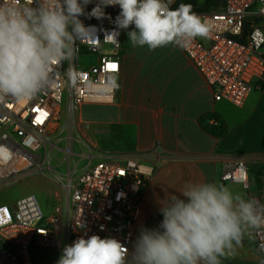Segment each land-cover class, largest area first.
<instances>
[{"label":"built area","instance_id":"built-area-1","mask_svg":"<svg viewBox=\"0 0 264 264\" xmlns=\"http://www.w3.org/2000/svg\"><path fill=\"white\" fill-rule=\"evenodd\" d=\"M96 2L86 7V13ZM261 9L264 0H222L219 8L196 11L207 21L211 35L180 49L211 86L214 100L240 105L254 87L264 86V27L254 20L264 15ZM104 11L101 19L80 17L87 32L76 43L71 65L63 62L56 67L53 87L27 103L0 100V187L32 176L56 186L46 209L35 193L0 204V264H44L46 260L57 264L63 247L81 236L116 238L127 248L132 239L145 185L161 163L160 142L149 148V161L134 152H114L75 169L69 168V138H75L66 136L60 146L61 135L50 133L56 125L60 133L61 125L65 127L63 112L72 115L78 127L81 105L115 100L120 70L115 18L120 8L107 6ZM90 56L92 62L80 63L81 57ZM69 70L77 75L74 86L67 80ZM79 135L89 155L96 153V146ZM61 160L62 172L56 166ZM220 179L248 189L245 159L227 162ZM250 198L262 204L257 197ZM80 221L83 228L76 227ZM252 231L255 249L264 254V227Z\"/></svg>","mask_w":264,"mask_h":264},{"label":"clouds","instance_id":"clouds-1","mask_svg":"<svg viewBox=\"0 0 264 264\" xmlns=\"http://www.w3.org/2000/svg\"><path fill=\"white\" fill-rule=\"evenodd\" d=\"M91 3L0 0V100L27 103L53 87L56 67L71 65L76 43L87 32L80 17L104 18L107 6H119L116 28H131V44L149 51L169 45L186 49L195 39L211 35L191 4L173 9L174 0H97L86 13ZM66 75L74 86L76 73ZM160 212L159 226L141 228L131 252L116 238L93 234L65 245L57 264H221L245 234L264 227V205L215 182L186 183L179 194L167 196ZM76 227L83 228V222Z\"/></svg>","mask_w":264,"mask_h":264},{"label":"crops","instance_id":"crops-1","mask_svg":"<svg viewBox=\"0 0 264 264\" xmlns=\"http://www.w3.org/2000/svg\"><path fill=\"white\" fill-rule=\"evenodd\" d=\"M117 81L112 103L98 104L91 111L81 106L79 111L88 117H81L86 125L80 130L96 146L90 161L114 152H134L149 161L151 145L161 144L157 157L161 163L145 185L130 252L141 228L158 227L161 204L186 183L215 182L264 204V86L254 87L240 105L214 100L211 86L187 56H121ZM211 111L226 123L220 138L199 125L198 117ZM236 157L245 159L248 189L220 179L225 164ZM221 264H264L252 230L233 255L221 258Z\"/></svg>","mask_w":264,"mask_h":264},{"label":"rangeland","instance_id":"rangeland-1","mask_svg":"<svg viewBox=\"0 0 264 264\" xmlns=\"http://www.w3.org/2000/svg\"><path fill=\"white\" fill-rule=\"evenodd\" d=\"M201 2H205L207 0H199ZM207 7H210L209 4H207ZM212 8H214L212 6ZM256 21L264 24V15H260L256 18ZM132 30L131 28L128 30H120L119 29V45L118 49L116 51V55L121 56H185L183 52L180 50L179 47L169 45L166 47L158 48L154 51H149L147 46L144 47H138L133 46L131 42L128 39L127 31ZM109 48L108 45L105 46V50ZM94 58L92 56L85 58H80V63H87L92 62ZM82 106V105H81ZM98 104H85L83 105L84 110L91 111L96 108ZM81 108V107H80ZM81 117H84V119H87V114H83L80 111L78 112V127L74 123V118L72 115L65 112L61 114V124L65 122V127L63 129L61 128V133L59 132V127L56 125L53 130H51V134H60L62 140L59 142V145L61 146L63 144V139L66 136H73L75 139L70 140L69 138V168H80L85 163L88 162L90 159V155L87 149V146H84L83 141L79 138L81 133V124L86 125V122H83L81 120ZM82 134V133H81ZM83 135V134H82ZM84 139L85 136L83 135ZM72 141L75 142L74 146L72 147ZM61 155V152H57V156ZM57 169L62 172L65 167V163L63 160L59 162L57 165ZM56 189V186L50 182L49 180L42 178L40 176H32L27 177L22 180L13 182L11 184H8L6 186L0 187V204L2 203H11L15 201L18 197H21L23 195L29 194V193H35L37 196V199L41 206L46 209L48 202L53 198L54 190ZM50 260H46L44 264H49Z\"/></svg>","mask_w":264,"mask_h":264},{"label":"trees","instance_id":"trees-1","mask_svg":"<svg viewBox=\"0 0 264 264\" xmlns=\"http://www.w3.org/2000/svg\"><path fill=\"white\" fill-rule=\"evenodd\" d=\"M181 3L191 4L193 6V11H206L211 9L212 6L214 9L219 8L222 4V0H207L201 2L199 0H174V3L171 5L173 9L177 8ZM209 4L210 7H207ZM258 17V16H257ZM254 20L256 21V18ZM257 22V21H256ZM259 23V22H258ZM249 22L245 23V29L248 28ZM264 27V24H261ZM198 122L201 128L208 134L220 138L225 135L227 127L225 121L220 117L215 111L206 112L198 117Z\"/></svg>","mask_w":264,"mask_h":264},{"label":"snow or ice","instance_id":"snow-or-ice-1","mask_svg":"<svg viewBox=\"0 0 264 264\" xmlns=\"http://www.w3.org/2000/svg\"><path fill=\"white\" fill-rule=\"evenodd\" d=\"M111 67H113V68H114L115 66H114V65H112Z\"/></svg>","mask_w":264,"mask_h":264}]
</instances>
